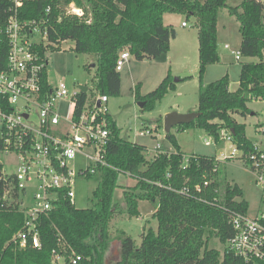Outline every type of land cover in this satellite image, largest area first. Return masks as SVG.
Wrapping results in <instances>:
<instances>
[{
  "label": "trees",
  "instance_id": "1",
  "mask_svg": "<svg viewBox=\"0 0 264 264\" xmlns=\"http://www.w3.org/2000/svg\"><path fill=\"white\" fill-rule=\"evenodd\" d=\"M228 1L25 0L19 18L39 19L49 8V41L59 45L71 40L76 53L93 56V90L108 98L120 95V74L115 70L119 52L127 49L137 61L157 59L169 51L170 40L176 35L173 28L163 24V15L179 13L187 19L195 18L199 44L200 86L196 110L199 116L175 127L176 132L201 129L217 142L220 131H229L233 144L248 153L252 151V144L245 137V125L238 123L234 116L249 115L250 100H264V4L260 0H239L238 5L229 6ZM70 3L82 8L91 22L87 24L64 16L63 8ZM222 8H227L239 23L241 57L257 59L255 63L241 64L239 84L234 92L228 89L227 75L201 84L206 68L220 60L216 26L217 13ZM8 9L9 3L0 0V26L8 18ZM6 53L7 40L0 28V69L5 66ZM187 79L190 77L184 78ZM41 88L43 92L49 91L45 73L41 77ZM173 88L174 81L168 72L159 86L145 96L140 95L137 86L134 97L138 103H143L141 110L144 111ZM85 100L86 95L80 93L76 114ZM106 120L110 141L104 159L108 167L99 169L92 208L77 209L68 200H59L52 211L37 221L39 249H19L12 243L13 236L22 228L24 215L18 208L15 190L10 192V200H2L6 185L0 181V264H55L53 250L63 256V264H70L71 252L81 256L77 264H245L225 248L222 252L208 248L204 237L206 231L213 232L225 245L233 235L228 222L230 216L248 210L242 190L236 184L218 180L219 170L214 158L194 155L185 162V154L180 152L175 134L171 132L165 134V138L175 152L148 158L145 146L124 141L115 121L109 115ZM120 173L136 181L135 187L124 193V209L129 217L139 216V200L158 202L153 214L157 229L143 230L138 246L124 231L117 230L113 237L109 230L121 212L113 203ZM205 181L208 186L202 187ZM196 186L201 187L199 193L195 191ZM137 190L139 194H134ZM62 247L65 251L60 252ZM114 249L117 256L109 261Z\"/></svg>",
  "mask_w": 264,
  "mask_h": 264
},
{
  "label": "built area",
  "instance_id": "2",
  "mask_svg": "<svg viewBox=\"0 0 264 264\" xmlns=\"http://www.w3.org/2000/svg\"><path fill=\"white\" fill-rule=\"evenodd\" d=\"M6 1L9 14L0 26L7 40L5 66L0 69V155L9 158L8 167L12 171L7 172L0 164V181L6 185L2 200H10V192L15 190L18 208L24 215L22 228L13 236L12 243L19 249H39V217L52 211L61 199L73 205L72 187L76 179L96 176L99 169L108 167L104 155L110 141L106 120L109 98L92 89L90 96L87 90L83 92L80 88L71 92L61 81L51 85L46 53L57 45L48 39L50 9L47 8L45 16L39 19L21 20L19 10L24 7L25 0ZM260 1L264 4V0ZM62 13L87 24L91 22L84 10L73 3L64 7ZM182 26L187 24L182 23ZM224 49L230 48L225 45ZM231 54L235 60L241 59L239 50H231ZM129 58L128 52H120L115 70L120 72ZM43 73L47 76L48 92L41 88ZM80 93L86 95V100L76 114ZM256 129L261 142L252 144V151L248 153L233 144L231 132L220 131L217 141L231 143V154L214 160L217 167L220 162L239 160L253 176L264 203V112ZM151 133L140 132L139 135ZM148 153L165 152L156 144ZM77 157L84 160L83 167L78 170L72 166ZM193 157L184 155V160L187 162ZM207 186L205 181L202 187ZM195 191L199 193L201 187L196 186ZM181 192L186 193L185 190ZM28 198L30 206H27ZM228 222L233 235L226 240L224 248L245 264H264V211L253 216L248 210L233 213ZM60 249V252L65 251L63 247ZM51 254L53 263L63 264L62 255L54 250ZM80 260L81 256L71 252L70 264Z\"/></svg>",
  "mask_w": 264,
  "mask_h": 264
},
{
  "label": "rangeland",
  "instance_id": "3",
  "mask_svg": "<svg viewBox=\"0 0 264 264\" xmlns=\"http://www.w3.org/2000/svg\"><path fill=\"white\" fill-rule=\"evenodd\" d=\"M202 3L204 0H197ZM240 3L239 0H229V6H235ZM65 8L67 6H64ZM177 14V15H175ZM179 16V17H176ZM164 25L177 30L178 38L182 37L189 39L196 34V27L193 26L192 17L186 18V15L179 13H167L163 16ZM169 19L171 21H169ZM190 19V20H189ZM186 22L188 27L180 28V23ZM172 24V25H171ZM217 26L220 46L219 50L222 55L219 64L210 65L205 70L201 79V84L211 83L227 75L229 79L230 89L233 90L237 86L240 67L243 63H252L250 58H241L235 60L230 51H223L222 43H229L232 50H238V41L240 39L239 23L231 16L227 8L218 10ZM46 53L47 73L49 83L55 86L59 81L63 82L71 92L78 89L79 86L89 88L88 95L92 94V85L94 78V68H90V57L87 54L76 53L74 51V42L71 40L62 41ZM194 49V54L192 50ZM53 50V51H52ZM190 54L187 57V65L184 69L180 64H173L171 68H164L167 61L163 59L153 61H137L132 56L123 65L120 74V95L118 97H109L107 108L110 117L115 121L120 129V137L124 141L136 143L145 146L149 152H152L158 144L163 152L173 153L175 150L165 138L164 132V117L168 113L176 112L179 109H197L198 107V91L200 81L198 77L199 69V54L196 46L190 47ZM121 52H127L123 49ZM189 51L187 50V53ZM120 53V52H119ZM181 53V52H180ZM172 61L174 55L178 54L176 50H172ZM165 59V60H164ZM253 60V59H251ZM256 60V59H254ZM257 61V60H256ZM168 66V64H167ZM186 71V72H184ZM173 78L174 88L169 91L160 101L154 103L153 107L142 111L138 102L135 100L134 91L138 86L141 96L155 90L161 81L166 77L167 73ZM183 75L192 76L193 80H184ZM182 77L180 83H175V79ZM189 81V82H188ZM250 114L242 118L234 116L235 120L245 125V132L249 138L252 137V130L255 123L261 121V114L264 112V101L250 100L248 102ZM255 113L254 116L251 114ZM180 114V113H178ZM152 131L151 135L139 136L140 132L145 134ZM171 133L175 134L176 143L180 152L185 155H198L204 157L219 158L229 157L231 154V143L215 142L205 131L201 129H188L181 132H176L175 128L171 129ZM207 144H205V143ZM172 149V151L167 150ZM152 153L148 154V158H152ZM13 157V156H12ZM11 157V158H12ZM216 159V158H214ZM0 164L4 169H9V158L0 155ZM84 160L77 157L72 163L74 169L82 168ZM218 180L236 184L241 190L243 200L247 203L248 214L255 215L258 212L264 211V203L261 199V192L255 185L253 176L245 170V166L235 159L221 162L218 164ZM99 178L98 175L91 178L78 177L72 187L73 206L77 209H89L94 204L93 191L97 187ZM136 181L134 178L125 173H120L117 179V188L114 191L113 203L117 204L120 213L112 221L109 230L114 237L117 230H122L133 239L138 246L141 242V234L143 230L152 228L157 229V221L153 218V214L157 210V201L139 200L137 210L139 215L129 217L124 209V193L131 191L135 187ZM133 192V191H132ZM134 194H139V191H134ZM31 198V197H30ZM30 198L27 200V206L31 205ZM208 248L223 251L222 245L213 232H205ZM117 250L114 249L109 257V261L115 259Z\"/></svg>",
  "mask_w": 264,
  "mask_h": 264
},
{
  "label": "crops",
  "instance_id": "4",
  "mask_svg": "<svg viewBox=\"0 0 264 264\" xmlns=\"http://www.w3.org/2000/svg\"><path fill=\"white\" fill-rule=\"evenodd\" d=\"M205 1V0H204ZM203 1V2H204ZM235 6H236V4H234ZM167 14V13H166ZM165 15V14H164ZM163 15V16H164ZM175 15H177V14H175ZM176 17H179V16H176ZM190 20V19H189ZM191 20H192V24H193V26H195V23H196V19L195 18H191ZM169 21H171L170 19H169ZM163 23H164V18H163ZM182 23H186V22H182ZM182 23H180V28L181 29H185L186 27H188V24H187V26H182ZM172 25V24H171ZM195 31H196V34H195V36H193V37H189V39H186L185 37H182L181 38V40L178 38V33H177V30H175V37L173 38V39H171L170 40V48H169V51L166 53V54H163V55H161L160 57H158L157 58V60H160V59H163V56L165 57V59H166V61H167V63H166V65H165V67L164 68H171L172 66H173V64H180V66H182V68L184 67V69H185V67H186V65H187V57H188V55L190 54V47L191 46H196L197 47V51H198V49H199V44H198V38H197V29H195ZM216 32H217V48H218V53H219V57H220V60H219V62L217 63V64H219L220 62H221V58H222V55H221V53H220V50H219V47L218 46H220V42H219V36H218V26H216ZM240 41H241V37H240V39H239V41H238V50H239V46H240ZM223 45H222V48H223V51L224 52H226V51H230V53H231V50L232 49H224V46L225 45H228L229 46V43H227V42H225V43H222ZM230 48V47H229ZM172 50H176L177 52H178V54H175L174 55V59H176V61H172V60H170L171 58V53H172ZM187 50L189 51L188 53H187ZM181 52V53H180ZM195 52H194V49L192 50V53L191 54H194ZM89 57H90V62H91V64H90V68H94L95 69V63H94V57L93 56H91V55H89ZM242 58V57H241ZM164 59V60H165ZM153 60H155V59H153ZM153 60H144V61H153ZM257 60V59H256ZM256 60H251L250 59V61L251 62H253V63H255V62H257ZM92 64H94V67H92ZM167 64H168V66H167ZM209 67V66H208ZM207 67V68H208ZM207 68H206V72H207ZM93 69V70H94ZM184 72H186V71H184ZM205 72V73H206ZM183 76H185L184 78H187V77H190V81H192L193 80V77L192 76H187V75H183ZM180 79H182V77H180V78H177L176 80V82L175 83H180ZM189 82V81H188ZM206 84H208V83H203V85H206ZM238 82H237V87L235 88V89H233V90H231L230 89V85H229V87H228V89H229V91H231V92H234V91H236L237 90V88H238ZM80 87H82V86H79V88ZM85 90H87L86 92H88L89 91V88H86L85 87ZM92 90H93V86H92ZM261 101H264V100H261ZM250 109V108H249ZM196 110L197 109H188L187 107L186 108H183V109H179L177 112L178 113H180V114H187V113H191V112H196ZM254 114L255 113H252L251 115L252 116H254ZM110 116V115H109ZM258 123L259 122H257V123H255L254 124V126H253V130H252V137L251 138H249V136H247L246 135V132H245V137H246V139L251 143V144H256V143H260L261 142V138H260V136L258 135V133H257V125H258ZM152 132V131H151ZM171 132V131H170ZM153 133V132H152ZM140 136V135H139ZM218 143L219 142H221V141H217ZM225 142V141H224ZM205 143V142H204ZM167 150H170V151H172V149H167ZM167 153H169V152H167ZM211 158H216V160H218V158L214 155L213 157H211ZM228 161V160H227ZM221 163V162H220ZM231 184H233V183H231ZM140 216V215H139Z\"/></svg>",
  "mask_w": 264,
  "mask_h": 264
},
{
  "label": "water",
  "instance_id": "5",
  "mask_svg": "<svg viewBox=\"0 0 264 264\" xmlns=\"http://www.w3.org/2000/svg\"><path fill=\"white\" fill-rule=\"evenodd\" d=\"M92 67H94V64H92ZM177 80L175 79V82ZM80 89L84 92L85 87H80ZM139 108L141 109L143 107V103H138ZM199 116L198 112H191L187 114H178L176 112H171L165 115L164 117V132L165 134L170 133L172 128H175L179 125L188 124L192 120H194L196 117Z\"/></svg>",
  "mask_w": 264,
  "mask_h": 264
}]
</instances>
